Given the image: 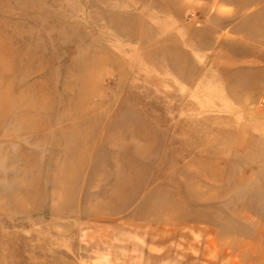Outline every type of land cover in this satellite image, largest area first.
Instances as JSON below:
<instances>
[{"label": "rangeland", "instance_id": "rangeland-1", "mask_svg": "<svg viewBox=\"0 0 264 264\" xmlns=\"http://www.w3.org/2000/svg\"><path fill=\"white\" fill-rule=\"evenodd\" d=\"M0 264H264V0H0Z\"/></svg>", "mask_w": 264, "mask_h": 264}]
</instances>
